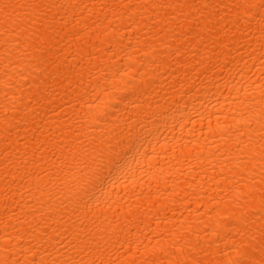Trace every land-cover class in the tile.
Here are the masks:
<instances>
[{"label": "bare ground", "instance_id": "obj_1", "mask_svg": "<svg viewBox=\"0 0 264 264\" xmlns=\"http://www.w3.org/2000/svg\"><path fill=\"white\" fill-rule=\"evenodd\" d=\"M0 264H264V0H0Z\"/></svg>", "mask_w": 264, "mask_h": 264}]
</instances>
